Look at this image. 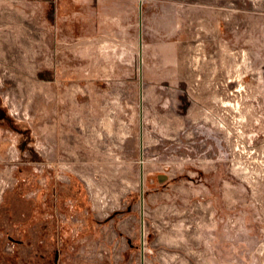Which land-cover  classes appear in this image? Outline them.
I'll list each match as a JSON object with an SVG mask.
<instances>
[{"label": "rangeland", "instance_id": "rangeland-1", "mask_svg": "<svg viewBox=\"0 0 264 264\" xmlns=\"http://www.w3.org/2000/svg\"><path fill=\"white\" fill-rule=\"evenodd\" d=\"M0 264H264V0H0Z\"/></svg>", "mask_w": 264, "mask_h": 264}, {"label": "water", "instance_id": "water-1", "mask_svg": "<svg viewBox=\"0 0 264 264\" xmlns=\"http://www.w3.org/2000/svg\"><path fill=\"white\" fill-rule=\"evenodd\" d=\"M140 20H141V17H140V10H139V24H140ZM139 46H141V29L139 27ZM161 177L160 178H163L162 175H160ZM143 201L142 199V188H141V202ZM141 220H143L142 218V214H141Z\"/></svg>", "mask_w": 264, "mask_h": 264}, {"label": "crops", "instance_id": "crops-1", "mask_svg": "<svg viewBox=\"0 0 264 264\" xmlns=\"http://www.w3.org/2000/svg\"><path fill=\"white\" fill-rule=\"evenodd\" d=\"M212 75H213V74H212ZM212 75H211V76H212Z\"/></svg>", "mask_w": 264, "mask_h": 264}]
</instances>
